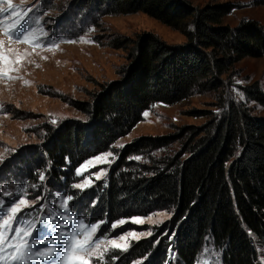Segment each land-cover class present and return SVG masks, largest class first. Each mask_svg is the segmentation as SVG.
Wrapping results in <instances>:
<instances>
[{
    "label": "trees",
    "instance_id": "1",
    "mask_svg": "<svg viewBox=\"0 0 264 264\" xmlns=\"http://www.w3.org/2000/svg\"><path fill=\"white\" fill-rule=\"evenodd\" d=\"M74 6L78 16L87 17V26H95L105 15L143 12L181 32L185 41L170 44L142 31L133 38L106 42L127 51L117 79L99 84L88 101H75L86 120L49 128L41 147L43 163L63 191L75 182V170L84 161L109 151L152 105H172L195 94H223L239 61L264 56V25L254 19L224 24L223 18L234 10L229 2L194 6L191 0H78ZM85 29L75 24L63 32L78 38ZM240 90L244 100H222L219 119L182 126L170 135L139 137L125 145L109 169L107 185L92 189L90 218L109 223L173 210L172 241L167 243L175 261L195 264L202 246L210 241L222 250V264H261L264 117L252 115L247 103L264 106V92L257 81ZM176 142L179 152L157 157ZM153 244L137 242L130 254L135 258L159 249ZM161 253L157 250V255Z\"/></svg>",
    "mask_w": 264,
    "mask_h": 264
},
{
    "label": "rangeland",
    "instance_id": "2",
    "mask_svg": "<svg viewBox=\"0 0 264 264\" xmlns=\"http://www.w3.org/2000/svg\"><path fill=\"white\" fill-rule=\"evenodd\" d=\"M191 1L194 6L210 2L232 3L234 10L223 18V23L230 26L237 25L242 19H254L264 25V0ZM77 2L78 0H12L17 16L22 22L26 20L23 27L34 30L28 42L10 41L5 33L15 18L9 13L0 14V21H3L0 24V41H3L0 52L8 58L7 61L0 60V70L15 77L11 80L0 77V201L10 205L21 197L25 198L32 206L20 205L23 211L18 218L22 220L55 219V223H68L70 227L80 220L87 225L99 223L94 235V239L101 241L99 247L89 253L78 254L87 264H180L175 261L173 248L167 243L172 241L169 223L173 210H157L147 215L103 223L88 215L92 191L107 185L109 169L115 163L119 151L133 140L145 136L170 135L182 126H202L212 119H219L224 109V106H220L222 100L223 103L230 100L243 101L241 87L255 81L259 82L264 92V56L246 57L239 61L223 94H195L172 105H152L143 113L142 121L128 134L120 137L109 151L84 161L75 170V182L69 190L63 191L47 171L49 165L43 163L41 147L49 128H58L70 120H86V116L75 108V101H88L90 94L99 89V84L117 79L116 71L126 63L127 51L114 49L106 42L114 37L133 38L142 31H151L170 44H182L185 41L181 32L143 12L105 15L98 18L95 26H87V17L77 14L79 8L75 9L74 6ZM3 7L7 8V3ZM75 24L85 25V31L78 38L67 37L63 31ZM36 38H39L41 46L33 45L32 41ZM12 68L18 70L12 71ZM247 104L251 107L252 115L264 117V106L251 102ZM145 113L148 115L145 116ZM180 149V143L176 142L156 155H173ZM40 173H44L43 181L39 179ZM68 195L73 199L69 202L66 213L60 208V204ZM69 214L75 217V221L62 219ZM11 220L12 214L0 223L7 226L11 224ZM39 227L38 225L34 230V234L50 240L52 236L46 231H40ZM0 234L4 238L0 264H12V256L8 252L10 244L20 245L27 237L20 235L9 241L8 231L0 229ZM120 237L124 239L121 240ZM143 240L154 243V248H159L157 250L162 253L157 255L155 249L156 251L145 255L132 257V246ZM110 241H115L120 247L114 246ZM50 246L43 243L33 245L34 248L41 249ZM163 254L166 256H162ZM259 262L264 264L263 257L259 258ZM33 264L45 262L34 259ZM195 264H222V250L210 241L206 242Z\"/></svg>",
    "mask_w": 264,
    "mask_h": 264
},
{
    "label": "snow or ice",
    "instance_id": "3",
    "mask_svg": "<svg viewBox=\"0 0 264 264\" xmlns=\"http://www.w3.org/2000/svg\"><path fill=\"white\" fill-rule=\"evenodd\" d=\"M4 3H7V8L3 7ZM27 11H30V9ZM2 13H9L15 18L12 26H10L5 33L9 40L17 43L28 42L29 37L34 34V30L30 27L27 29L23 27V23H26V20L22 22L20 17L17 16L12 5V0H0V14ZM26 15L27 12H25V16ZM0 24H3V21H0ZM32 43L34 46H41L39 45V38L33 40ZM2 47L3 41H0V49H2ZM7 59L8 58L0 52V60L7 61ZM11 70L16 71L18 69L12 68ZM0 77H6L9 80L15 78L8 75L3 70H0ZM144 115L147 116L148 113ZM137 159H139V157H137ZM77 172L79 174V170H77ZM39 179L41 181L45 179L44 173H40ZM73 187L79 188L81 186L73 185ZM72 199L73 197L68 195L60 204V208H62L64 212H68V204ZM20 205H24L25 207L32 206L23 197L13 201L10 205L0 201V222L4 221L5 217L12 214L11 224L5 226L0 223V229L10 233L9 241L18 238L20 235L27 237L20 245L10 244L8 252L12 256V264H33L34 259H40L44 261L45 264H87V261L82 260L78 254H86L99 247L101 241L94 239L95 232L100 226L99 223L87 225L83 220H80L70 227L68 223H55V219L44 221L31 219L22 220L18 218L20 212L23 211ZM62 219L64 221H75V217H72L70 214L63 216ZM149 219L151 218L149 217ZM124 222L125 221H120V223ZM38 225L40 226V231H46L49 233V236H52L50 240L44 239L38 234H34V230L37 229ZM115 226L114 224L113 227ZM49 229H51V231H49ZM61 229H66L67 231H61ZM53 232L55 233L54 236L52 235ZM148 234L150 235L151 233ZM120 239L123 240L124 237H120ZM38 243L51 246L44 249L38 247L34 248L33 245ZM110 243L116 247H120L116 245L115 241H110ZM3 245L4 238L3 235L0 234V251L3 250Z\"/></svg>",
    "mask_w": 264,
    "mask_h": 264
}]
</instances>
